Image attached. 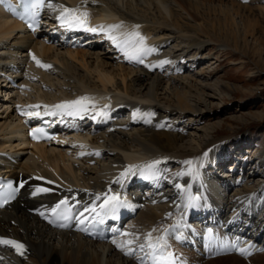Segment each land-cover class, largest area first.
<instances>
[{
  "label": "bare ground",
  "instance_id": "1",
  "mask_svg": "<svg viewBox=\"0 0 264 264\" xmlns=\"http://www.w3.org/2000/svg\"><path fill=\"white\" fill-rule=\"evenodd\" d=\"M51 2L75 9L76 15L87 13L85 26L70 28L51 13L48 22L54 28L38 36L6 14L0 5V92L7 98L0 99V156L6 165L4 171L24 181L19 199L0 211V238L22 243L23 255L12 245L0 244V264H135L129 259L132 254L118 257L117 262L109 259L121 256L116 249L128 255L127 249L133 247L126 231L119 236L122 240L125 235L126 243L112 237L109 245L95 242L75 229L81 220H92L101 213L100 205L108 197L118 196L121 201L123 194L127 203L114 208L115 218L120 212L140 210L137 220H144L151 229L143 234V248L152 253V262L138 260L141 264H202L205 256L179 249L175 253L173 243L175 239L179 241L178 236L171 240L174 229L193 242L191 235H196V229L209 224L215 226V231L206 232L202 244L210 258L224 256L218 258L220 264H264V145L255 153L257 160L248 147L252 143L239 136L219 144L216 150L212 146L198 149L178 123H171V118L178 116L179 124L187 120V128L193 129L217 116L200 108L207 106L206 97L200 93L206 85L189 77H183L189 80L186 83L178 80L183 70L177 65L202 60L203 52L214 45L243 49L247 45L244 28L236 17L242 5L234 0ZM258 9L264 14V6ZM74 31L81 32L76 41L66 37L71 32L78 35ZM81 38L84 39L80 41ZM121 38H125L127 51L114 46ZM47 39L52 43L47 44ZM138 48L143 50L138 52ZM11 63L21 72L12 70ZM165 72L173 76L169 79L170 90L161 95ZM5 74L20 77L21 88H11ZM211 74L203 71L199 77ZM36 79L42 87L32 103L52 104L66 96L87 94L88 109L83 115L88 118L81 121L71 117L73 128L67 132L70 136L55 144L26 140L32 146L29 149L22 147L13 134L25 110L12 107L31 103L24 101L22 94ZM222 87L229 94L231 86ZM50 89L52 93L57 90L53 96ZM97 106L102 114L95 125L87 112L97 110ZM133 110L134 117L129 113L133 120L124 119L122 112ZM211 125L217 128L216 123ZM217 132L207 131L212 136ZM231 142L237 151L243 145L248 147L242 148V154L249 157L247 165L234 159L237 153L232 148L228 150ZM212 161H217L213 166L216 169L206 168ZM227 161H231V168L236 164L235 172L229 171V177L223 179L218 175V166ZM129 166H133L130 171ZM240 167H250L254 175L235 176ZM257 178L259 182H255ZM217 182L220 185L212 188ZM143 184L148 193L140 190ZM38 188L48 191L36 193ZM64 199L73 205L76 217L71 229H54L48 225V217ZM86 207H95L96 212H85ZM174 211H182L181 217H173ZM149 243L156 247H148ZM234 243L245 252L241 253L239 247L232 251ZM249 249L259 253L248 256Z\"/></svg>",
  "mask_w": 264,
  "mask_h": 264
},
{
  "label": "rangeland",
  "instance_id": "2",
  "mask_svg": "<svg viewBox=\"0 0 264 264\" xmlns=\"http://www.w3.org/2000/svg\"><path fill=\"white\" fill-rule=\"evenodd\" d=\"M234 1L242 5V8H238L237 10L238 14L236 17L237 20L240 22L241 26L244 28L243 34H245L244 36L247 45L243 46L242 47L243 49H240L238 51L234 50L231 46L222 47L219 45H214L212 49L203 52L201 56L204 58L202 60L195 61L194 59H191L190 64L182 63L181 65H177V67L180 68V70L181 69L183 70L181 74L182 77L178 78V80H181L182 82L186 83L189 80L188 79L185 80L183 77H187V78L189 77L192 78L193 80L198 81L199 83L206 85V87L203 89L204 92L202 91L200 93H202L204 97H206L207 106L200 105V108L201 110L209 111L212 114L216 113L217 116L216 117L211 116L212 117L210 118L211 120L206 121L201 125H197V126L195 125L193 126L194 127L193 129H190V127L187 128V124H188L187 120L184 121L185 123L179 124L181 122L176 121L178 116L175 117L173 116L171 118V123L174 124L178 123L176 125L185 130V134L190 137V140L198 149H201L204 146H209V147L212 146L210 148L216 150L219 148V144L235 140L234 137L239 136L242 138L243 137L246 138V140L249 139L247 141L251 142L252 144H250L248 147L249 150L251 149L250 151L251 154L254 155L256 151H258L264 145V14H262L261 13L262 11L258 9V6H264V1L263 0H234ZM102 50L106 51L103 48ZM105 55H109V54H105ZM185 66H187V68ZM203 71L209 73L211 72L212 74L209 75L208 78H201L199 77V73ZM168 73L167 74L166 72L164 73V77L162 80L163 83L160 89L161 95H164V92L167 89L170 90L171 81L169 79L173 75ZM32 82L33 83H31L30 86L27 87L28 89L26 88L24 94H22V99L26 102L27 101L33 102L32 100H35L38 95V91H37L39 90L38 88L42 87V83L38 79L33 80ZM222 85L231 86L230 88H228L229 94L225 93V90L223 89ZM51 91L52 89L48 90L49 93H52ZM56 91H57L56 89H53V93H55ZM3 93L4 92H0V99L6 100L7 98H5ZM53 93L51 94L52 96ZM204 107H208V109H205ZM0 109H2V107ZM213 122L217 124L216 126L217 128H214V126L211 125V123ZM210 130L212 131L218 130L219 132H217L216 134H214V136H212L207 133V131ZM225 139L227 140L223 141ZM232 145L234 144L231 142L230 145L228 146V150L232 148L234 153H238V152L242 153L244 151L242 148L248 150V147L243 145V147L237 151V147L235 145L232 147ZM253 159L257 160L256 154ZM220 161L222 160L220 159ZM230 162L231 161H227L224 164V166H220V167L218 166L219 169L218 173L220 174L229 173V169H231L230 166L232 165ZM249 173H251L249 167L247 168L240 167L235 173L236 174L235 176L239 177L245 174L251 175L253 172L251 174ZM259 179L260 178H257L255 182H259ZM183 199L184 197H182V200ZM137 214H140V210H138ZM137 214L134 217L128 219V221L124 223L123 231L120 234L122 237V234H124V232L126 231V236L127 235L131 236L132 241L130 242L134 243L132 247L133 249L131 247L126 249L127 251L129 249L133 250L132 256L123 255L120 250L116 249L115 251L121 256H117V255L113 257L109 256V259H111V261L117 262L119 259L118 257L130 256L129 259L132 260V262H134L135 264H138L139 262L138 260L142 259L143 261H146V259L148 258V257L145 258L144 254L140 252H142L144 249L141 246L145 245L144 242L145 237L143 236V234H145L147 231H151V229L148 226H145L144 220H139V219L137 220V216H139ZM172 214L173 217L175 216L178 218L181 217L182 211H178V212L174 211L172 212ZM172 214L170 216V220L172 219ZM185 225H187V223ZM173 231L175 230L173 229ZM119 236H116V239ZM126 236L123 235L124 239L122 240L121 237H119L117 241L119 243L123 242V244L126 243L128 237ZM116 239L114 240L116 241ZM93 241L98 243H104L102 241H96V240ZM108 244L110 245L111 241L108 242ZM125 246L126 245H124V247ZM174 246H176L175 249L177 250V253L179 249V251L180 250L182 251L184 250L187 252L193 251L194 253L199 254L197 253L198 250L194 251V249H191V246L189 249L188 245L186 244L184 245L178 242ZM256 253L259 252L253 251V249H249L248 256H253ZM222 257L224 256H218V257L215 256V258H210V257L201 258V260L203 261L202 264H204L206 261L213 262L212 264H220L219 259H221ZM239 258L241 257L239 256ZM253 263H247V264H253Z\"/></svg>",
  "mask_w": 264,
  "mask_h": 264
},
{
  "label": "snow or ice",
  "instance_id": "3",
  "mask_svg": "<svg viewBox=\"0 0 264 264\" xmlns=\"http://www.w3.org/2000/svg\"><path fill=\"white\" fill-rule=\"evenodd\" d=\"M44 4V0H35V2L31 5L32 8H39L42 7ZM49 7H61L63 8V6H57V5H52L49 4ZM76 10L75 9H69V8H63V11L61 12L60 16L58 17V19H60L62 24L67 25L68 27H75V26H79V27H84L86 24V20L84 19V17L87 16V13H80L79 15H76ZM24 17L22 16L21 19H23ZM31 27V25H29ZM114 27H118V26H114ZM88 31H96L95 28H88ZM114 39V38H113ZM141 45H143V38H141ZM143 48H138L137 51H142ZM33 59H35V57H33ZM143 62V61H141ZM39 63V62H38ZM43 67H50V65H43ZM86 102H88V98L87 97H80L76 100H72V101H65L59 105H55L54 107L57 109H75L76 111H86V107L85 104ZM73 114L72 111H69V115ZM36 115H39V113H36ZM35 131V130H34ZM158 163V162H157ZM133 166H129L128 171L131 170ZM123 175V174H122ZM8 187L10 189H12L13 192L17 191L18 189H14L12 188V184L9 183ZM179 187V186H178ZM48 191V189L45 188H38L36 190V193H40V192H46ZM34 193V194H36ZM8 200L4 199L2 202H0V207L3 206L4 203H7ZM68 201L67 199L61 200L55 208L52 209V211L55 213L57 212L58 209H61L62 206L67 205ZM121 203V201L119 200L118 196H111L108 197L104 204L100 205V208L103 210L105 207L107 206H111L112 208L117 207L119 204ZM85 212H96V208H85L84 209ZM40 215H44L43 212L40 213ZM81 215H83V213H81ZM97 215H99V213H97ZM81 223H83V220L80 221ZM64 225H61V227H63ZM82 230H86V229H82ZM149 239H150V234H149ZM162 239V238H161ZM113 243H116L115 241H113ZM131 243V242H129ZM0 244H5V245H12L13 247H15V249L17 250V252H19L21 255H23V249H24V245L22 243H19L17 241L14 240H9V239H4V238H0ZM143 248V245L141 246ZM148 247L150 248H155L156 245L149 243ZM132 249H129L128 252L126 254L131 255L132 254ZM241 253H244L245 250L244 249H240ZM171 255V254H169Z\"/></svg>",
  "mask_w": 264,
  "mask_h": 264
}]
</instances>
